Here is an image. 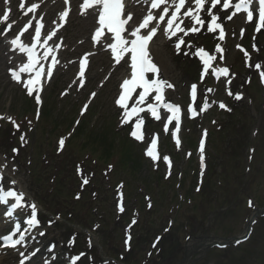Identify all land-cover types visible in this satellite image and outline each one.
<instances>
[{
	"label": "rangeland",
	"instance_id": "obj_1",
	"mask_svg": "<svg viewBox=\"0 0 264 264\" xmlns=\"http://www.w3.org/2000/svg\"><path fill=\"white\" fill-rule=\"evenodd\" d=\"M77 18L73 15L65 32L69 53L91 30L90 27L86 34L75 35ZM225 26L226 43L225 36L221 43L214 41L224 50L223 55L218 47L213 50L211 46L206 47L218 64L231 70V76L221 81L219 89V100L229 111L215 110L203 123L186 120L184 146L163 144L164 162L145 159L142 147L133 144L129 151L140 158L134 171L129 168H132L131 161L119 162L124 146L122 139L129 134L119 125L113 104L115 93L111 92V87L115 77L102 88L99 85L110 72L106 56L102 64L106 66L98 64L94 57L90 75L96 71V79L94 85L83 92L71 89L69 94L63 95L62 92L70 88L76 68L71 72L65 68L58 71L44 95V102L49 104L45 114L49 109L50 115L36 120L35 103L8 80L6 59L3 60L0 50V171L7 175V187L17 185L29 196L25 198L30 205L34 200L40 205L47 225L46 233L39 237L40 253L47 254L53 242L59 251L60 264H69L68 255L79 257L80 251L86 254L80 264H179L187 244L191 245L194 238L212 236L232 240L245 233L252 214L264 208V80L257 75L255 67L260 63L264 71V30L259 33L255 20L249 21L246 16L237 17ZM71 36L72 42L68 39ZM163 39L157 38L153 46L155 49L165 45L162 56L168 65L164 69L160 58L157 59L159 75L171 85L169 97L185 104L189 84L198 81L199 66L190 65L189 55L177 56L173 45L165 44ZM83 50L80 48L70 56L79 55ZM204 86H200V90ZM93 89L98 93L80 124L85 122L98 131L112 132L114 146L120 154L104 163H97L95 158L100 150L91 144V137L98 131L92 130L91 135V131L86 130L80 137L79 129L68 135L75 128L79 108ZM237 92L242 94V99L235 98ZM4 132L10 133L11 140L2 138ZM208 133L207 151L196 152L199 135ZM66 135L65 148L58 153L59 139ZM186 137H192V143ZM14 148H18L17 153ZM189 152L192 155L188 159ZM83 177L91 179V183L82 184ZM200 179L204 182L199 187ZM121 182H125L127 194L128 208L124 213L117 211L114 188ZM58 191L64 194L59 195ZM148 203L152 204L150 211ZM136 214L140 221L135 228L134 250L130 255L126 253L125 225L131 218L135 219ZM0 226L3 233L5 225L0 222ZM252 231L249 240L237 246L229 243L225 249L212 247L194 251L189 264H264V217L256 218ZM158 234L163 237L153 247L152 240ZM30 242L29 247L36 248L35 242ZM43 254L33 257L28 264H42ZM18 255L20 252H8L6 256L10 258L1 264L17 261Z\"/></svg>",
	"mask_w": 264,
	"mask_h": 264
},
{
	"label": "snow or ice",
	"instance_id": "obj_2",
	"mask_svg": "<svg viewBox=\"0 0 264 264\" xmlns=\"http://www.w3.org/2000/svg\"><path fill=\"white\" fill-rule=\"evenodd\" d=\"M168 0H152L151 7L152 8H159L160 5L162 4H167ZM253 2V0H239L238 3H235L234 5H231L230 0H224L222 7L220 11H225L229 9L230 6H234L236 11H246L247 12V19L251 21L253 19V13L250 10V5ZM172 3L175 5V10L172 12V15L169 19L166 21V28L163 29L166 33H169V38L176 36L177 31H185L184 28H181L179 24H176V21L179 20L180 24H183V19L180 16L181 10L184 9L186 0H172ZM259 3V28H264V0H258ZM221 4V0H211V7L215 8L217 5ZM93 5H99L101 6V10L99 12L98 16V24L99 27L96 29L94 39L99 40L101 37L103 30L107 28L109 33H113L115 35V40L116 43H113L110 45L113 54L116 57V62L119 63L121 59H123V56L125 53L130 52L131 57H130V67H131V78L130 79H125L122 82V88H123V93L119 96L117 99L116 103L118 105H121L125 108H127V105L125 104V101L129 99V94L136 88H143L144 92L140 94L139 100L143 102L146 98V95L149 92L150 88H154L155 91L162 92L163 87H171V85H168L166 81L163 80H156V81H149L146 79L145 74L149 72H156L157 67L156 65L152 62V59L149 56V42L153 40V37L156 36L157 31L160 30V25L157 24L154 27L149 28V24L151 21L155 19V17L152 15L151 12L148 13V15L144 18L143 22L138 25V27L133 24L131 27H133L135 30L131 32V35L135 37V39L126 40L122 33L125 31V25L128 23V20H131V14L128 16V20L122 19V12H123V3L122 0H85L84 7H91ZM195 5L199 6L201 9L204 8L205 6V0H195ZM37 7L36 4H33L31 8L28 9L29 12L33 11ZM169 8L164 7L163 8V14L159 16L160 22L165 21V16L168 15ZM9 13L10 9L5 10L2 19H0V23H6L9 20ZM211 16V27L208 29L209 31H215L216 29H221L220 31V38H223L224 32L222 29V25L218 23V16L212 15L211 11L209 10L208 13ZM235 14V13H233ZM63 15H67V13H64ZM184 16H192V19L195 21L196 24H200L201 26L204 24V20L200 18L199 15H194L193 16V9L191 7L188 8V10L184 13ZM227 19H231V16L226 17ZM174 25H175V30H174ZM8 29H11V25H7ZM259 28L257 29L259 31ZM141 29H146L147 34L142 35L140 34ZM190 31L192 33H195L198 31V29L193 26L190 28ZM40 35V29H36V36L39 37ZM54 35V33H53ZM49 39H51V36H49ZM13 44L16 43L15 40L12 41ZM185 44V41L183 38H178L177 42L175 43V48L177 52L181 49V46ZM189 48L192 47L191 44L188 45ZM218 51H222V49H217ZM199 55L203 58L204 56V50L200 49L199 50ZM213 59V57L209 56L207 59L203 60V63L205 67L208 66L209 60ZM127 62V61H126ZM55 63V62H54ZM32 65L30 64L28 67H31ZM256 68H261V65L257 64L255 65ZM27 71V68L24 69ZM225 74L227 73V69H222ZM14 77L16 79H19V75L16 74L15 72L13 73ZM51 75V73H49ZM81 75H83V71L81 72ZM261 79L264 80V71H261L260 73ZM40 73H37V80H39ZM35 83V81L29 79L27 81V85L31 86ZM32 87H28V92L29 94L32 93ZM192 94H196V86H192ZM229 94L231 95L232 93L229 91ZM95 95V94H93ZM236 99H242V94L237 93L235 95ZM36 99L39 101V97H36ZM157 101H160L162 99L161 95H157L155 97ZM148 107L152 109V115L156 116V110L155 106L152 104H149ZM164 107L172 110L174 113L177 112L179 109L174 107L171 104H165ZM221 108H226V105H224L222 102L220 103ZM137 111V109H133V112ZM132 113H129L125 111V116H130ZM157 119L159 117L157 116ZM172 119V118H170ZM143 121L141 120L137 124V128H139L140 124H142ZM17 127H19L17 125ZM167 130V129H166ZM131 135L133 137H136L137 139H142V137L137 135L136 131H132ZM21 140H24V137H21ZM64 141L61 140L60 144L61 146L63 145ZM156 146L155 141H153L152 147L154 148ZM14 151H17L14 149ZM201 152L203 153V146H201ZM148 156H153V152L149 150L147 152ZM168 158L165 157V160ZM3 175L0 174V202L3 203H8V198H14L15 203L11 205L12 210H15L16 208L20 207H25L24 203V197L25 194L23 192H17L15 189H8L4 190L3 184ZM15 184V181L12 182ZM84 183H87L85 180ZM31 209V215L29 220L27 221L28 224L32 227L37 226L40 222L37 219V205L32 203L30 205ZM122 210V209H121ZM13 214V211H9L7 213L8 216H11ZM21 228L19 225L15 226V232L10 233L7 236H4L3 239L7 242L5 244V247H12L15 248L17 245H20L22 242L25 240L26 236V231L22 233L19 237V239L14 238L16 236V233H20ZM54 247V245H53ZM32 255H35V252L32 253ZM20 256L22 259L19 261V264H25V260L30 259V257L24 256V253H20ZM79 257H75L72 261V264H75V261L78 260Z\"/></svg>",
	"mask_w": 264,
	"mask_h": 264
},
{
	"label": "trees",
	"instance_id": "obj_3",
	"mask_svg": "<svg viewBox=\"0 0 264 264\" xmlns=\"http://www.w3.org/2000/svg\"><path fill=\"white\" fill-rule=\"evenodd\" d=\"M233 117V116H232ZM86 126L80 127V132L83 135V132L86 131ZM97 135L92 136L91 144L95 145L98 148V150L101 151V155L104 157L112 156L113 152L115 151V146L114 144L116 141L111 137V131L108 132V130H100ZM91 135H93V132H91ZM126 143V142H125ZM124 143L125 148H123V152L121 154L122 158L120 159V163H125L128 160L131 161L132 168L131 171H134V165H138L140 163V158L136 157L132 152L130 153V147L131 144L127 142V144ZM103 145V146H102ZM127 147L129 148L127 151ZM136 172V171H135Z\"/></svg>",
	"mask_w": 264,
	"mask_h": 264
},
{
	"label": "bare ground",
	"instance_id": "obj_4",
	"mask_svg": "<svg viewBox=\"0 0 264 264\" xmlns=\"http://www.w3.org/2000/svg\"><path fill=\"white\" fill-rule=\"evenodd\" d=\"M51 7H53L54 5H50ZM90 24H91V17L88 16V17H84V18H80V20H77L75 23H74V28H75V35H83L87 32V30L90 28ZM72 37H70V41H72L71 39ZM164 44L160 45L159 47L157 48H152L153 49V53H152V56H154V59L157 60L160 58L161 60V64H162V67L165 69L168 65L167 61L163 58V51H164ZM99 56V59H103V56L104 54H98ZM98 59V60H99ZM122 69V66L119 68V70ZM114 87L112 86V89ZM1 228V226H0ZM207 245H209V240H207L206 238H202V239H199V240H194L193 243H191V245L188 246L189 248V252H194V251H197L199 249L201 250H204V249H207L208 247H206Z\"/></svg>",
	"mask_w": 264,
	"mask_h": 264
},
{
	"label": "water",
	"instance_id": "obj_5",
	"mask_svg": "<svg viewBox=\"0 0 264 264\" xmlns=\"http://www.w3.org/2000/svg\"><path fill=\"white\" fill-rule=\"evenodd\" d=\"M211 245H212V244H211ZM186 259H187V256H185V259H184L180 264H182Z\"/></svg>",
	"mask_w": 264,
	"mask_h": 264
}]
</instances>
